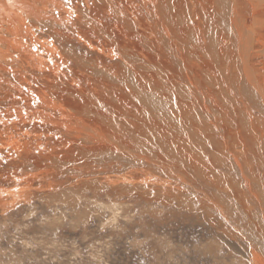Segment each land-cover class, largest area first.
Returning <instances> with one entry per match:
<instances>
[{
	"label": "rangeland",
	"instance_id": "374dc122",
	"mask_svg": "<svg viewBox=\"0 0 264 264\" xmlns=\"http://www.w3.org/2000/svg\"><path fill=\"white\" fill-rule=\"evenodd\" d=\"M60 1L61 10L83 12L89 3L94 27L77 25L74 13L62 34L42 35L57 41L64 64L58 71L48 64L42 79L33 69V90L46 88L44 99L20 77L0 85V264H252L250 254L233 253L206 228L201 186L179 159L189 145L174 139L193 128L186 119L192 90L181 70L178 81L158 74L156 62L171 65L168 52L143 58L142 0ZM254 58L258 72L263 60ZM197 70L213 89L209 65ZM141 77L167 88L157 97L169 103L147 104ZM197 106L194 129L208 132ZM164 134L170 143L160 140Z\"/></svg>",
	"mask_w": 264,
	"mask_h": 264
},
{
	"label": "bare ground",
	"instance_id": "6f19581e",
	"mask_svg": "<svg viewBox=\"0 0 264 264\" xmlns=\"http://www.w3.org/2000/svg\"><path fill=\"white\" fill-rule=\"evenodd\" d=\"M60 2L0 0V85L8 75L11 79L20 77L23 88L44 99L42 93L47 89L37 88L41 93L35 92L29 76L36 81L32 73L33 69L39 68L42 79L48 64V68L58 71L63 64V55L58 51L61 48L57 41L49 42L42 35L49 33L52 38L57 37L74 13L79 21L77 25L83 24L89 31L94 27L89 3L83 12L78 7H73V11L70 8L61 10L64 3ZM142 3L145 9L140 11L139 24L143 32L142 45L148 49H142L143 58H152V52L157 49L168 52L172 56L171 65L167 67L163 60L156 62L158 74H171L178 81L181 70L188 83L185 87L192 90L189 99L192 102H186V119L193 128L190 127L185 139L180 134L174 139L179 144L186 141L189 145V155L182 153V149L179 159L184 163L181 165L185 169L184 175H193L198 181L195 186H201L205 221L212 229L206 228L210 235L219 238L221 245L231 247L233 253L239 254L241 250L250 254L252 264H264V0H142ZM51 4L56 5V9L50 10ZM63 11L65 16L57 14ZM70 22L76 21L71 18ZM189 32L191 36L188 37ZM46 56L49 58L45 59ZM254 56L263 60L262 70L258 72L253 65ZM157 58L161 56L156 55L154 61ZM74 60L77 65L78 59ZM204 65H209L212 75L209 82L213 89L205 86V74L197 70ZM141 67L142 63L137 65V68ZM138 71V76L142 75V71ZM147 81L141 77V97L148 101L147 104L158 107L160 102L169 103L165 95L157 97L167 88ZM199 104L207 119L208 132L197 134L194 112ZM164 136L160 140L170 143ZM138 143L135 141L134 144ZM198 145L203 147L200 154L195 152Z\"/></svg>",
	"mask_w": 264,
	"mask_h": 264
}]
</instances>
